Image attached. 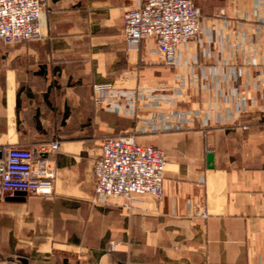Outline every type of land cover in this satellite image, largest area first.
<instances>
[{"label": "crops", "instance_id": "crops-1", "mask_svg": "<svg viewBox=\"0 0 264 264\" xmlns=\"http://www.w3.org/2000/svg\"><path fill=\"white\" fill-rule=\"evenodd\" d=\"M143 1L44 0L39 38L0 42V157L59 144L54 195L0 203V264H264V0H196L201 34L175 65L127 43ZM96 86L147 97L125 116ZM118 136L165 151L161 199L94 200Z\"/></svg>", "mask_w": 264, "mask_h": 264}, {"label": "built area", "instance_id": "built-area-1", "mask_svg": "<svg viewBox=\"0 0 264 264\" xmlns=\"http://www.w3.org/2000/svg\"><path fill=\"white\" fill-rule=\"evenodd\" d=\"M43 2L0 0V42L11 45L39 38ZM200 19L196 0H144L124 14V37L131 47L154 40L167 63L175 65L180 46L199 38ZM95 93L97 105L118 114L132 113L137 98L147 97L141 92L115 93L109 86H96ZM58 148V143L6 148L0 157V203L18 193L52 197L56 168L47 155ZM166 168L163 149L141 145L135 136L107 137L94 162V200L132 209L142 197L161 199Z\"/></svg>", "mask_w": 264, "mask_h": 264}, {"label": "water", "instance_id": "water-1", "mask_svg": "<svg viewBox=\"0 0 264 264\" xmlns=\"http://www.w3.org/2000/svg\"><path fill=\"white\" fill-rule=\"evenodd\" d=\"M208 160H209L210 163L213 162V154H209L208 155ZM18 194H23V193H18Z\"/></svg>", "mask_w": 264, "mask_h": 264}, {"label": "rangeland", "instance_id": "rangeland-1", "mask_svg": "<svg viewBox=\"0 0 264 264\" xmlns=\"http://www.w3.org/2000/svg\"><path fill=\"white\" fill-rule=\"evenodd\" d=\"M135 108H136V106H135ZM135 110V109H134ZM134 112V111H133ZM133 112L132 113H119V114H121V115H125V116H128V115H130V114H133ZM113 113V112H112ZM116 114H118V113H116ZM118 137H120V136H118Z\"/></svg>", "mask_w": 264, "mask_h": 264}, {"label": "trees", "instance_id": "trees-1", "mask_svg": "<svg viewBox=\"0 0 264 264\" xmlns=\"http://www.w3.org/2000/svg\"><path fill=\"white\" fill-rule=\"evenodd\" d=\"M197 6H198V4H197ZM1 43H4V42H1Z\"/></svg>", "mask_w": 264, "mask_h": 264}]
</instances>
